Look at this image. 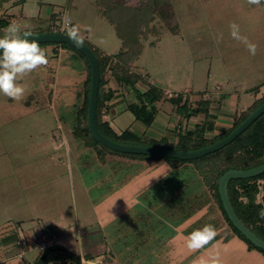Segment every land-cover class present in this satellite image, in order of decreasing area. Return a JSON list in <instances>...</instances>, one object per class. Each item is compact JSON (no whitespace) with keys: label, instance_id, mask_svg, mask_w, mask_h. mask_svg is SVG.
I'll use <instances>...</instances> for the list:
<instances>
[{"label":"rangeland","instance_id":"1","mask_svg":"<svg viewBox=\"0 0 264 264\" xmlns=\"http://www.w3.org/2000/svg\"><path fill=\"white\" fill-rule=\"evenodd\" d=\"M116 1L120 0H112V3ZM169 1L164 11L157 9L162 16L149 26L141 27L145 31L139 37L142 52L127 53L124 61L138 72L149 73L158 86L170 89L173 95L177 94L174 91L185 93L193 107L199 106L203 99H210L217 117L214 132L220 133L224 129L218 122H233L227 112L235 111L237 119L264 98V4L250 5L247 0ZM98 5V0H26L14 11L20 12L21 25L34 27L46 25L47 15L55 10L61 18L58 22L65 16L70 17L72 24L80 27L84 40L99 49V54H116L121 50L122 40L109 18L100 14ZM122 11L124 20L131 16L129 10ZM110 12L115 17L118 11L114 8ZM5 13H11V0H0V16ZM117 18L119 22L123 20L119 15ZM233 22L239 25L241 35L257 45L256 55H250L243 43L231 38L229 25ZM85 26H90L91 30L84 31ZM3 30L0 28V36ZM221 36L222 39H218ZM42 49L49 62L22 81L28 88L24 99L13 101L0 94V239L4 246L0 260L10 251L12 255L20 252L18 241L27 232L31 238L32 233L39 234L38 238L30 239L31 244L42 235L56 233L60 238L55 244L69 246L82 257L83 231L96 227L97 217L105 215L99 204L110 198L114 200L115 193L121 190H127L130 198L119 197L118 201L124 206L106 220L115 227L109 233L115 231L120 236L123 228L131 233L130 228L136 223L141 221L146 225L152 221L146 206L141 204L143 199L132 195L135 190V195L142 191L138 185L143 187L151 182L148 176L154 172H148L146 164L131 163L118 154L104 162L99 159L97 150L74 132L76 114L86 90V61L73 50L56 51L52 44ZM161 103L158 102L157 120L170 127L172 122L173 129L180 125L194 128L205 119V114L201 113L185 122L169 101ZM121 119L129 124L134 116L127 111ZM215 133L208 132L211 137ZM185 167L174 174L173 201L179 199L180 194L201 187L194 167ZM193 179L191 185L182 188L184 181ZM162 181H166V177ZM203 190L209 221L222 223L224 217L214 193ZM263 194L264 191L259 193V200ZM128 200L134 203L131 205ZM200 224L208 222L205 219ZM196 229L199 228L185 229L183 237L187 238ZM18 232L20 235L16 236ZM175 234L182 235V232ZM8 236L11 243H3ZM178 245L180 241H175L172 250L163 242L155 246L151 255V259L156 258L159 252L158 260L130 264H199L215 256L205 251L202 259L198 257L199 251L181 258ZM182 245L185 248L186 245ZM109 246L108 254L114 255L118 264H129L123 248L112 243ZM208 247L209 244L202 249ZM86 256L82 257L85 260L81 264L98 260L92 255ZM49 264L75 263L62 258ZM99 264L105 263L100 260Z\"/></svg>","mask_w":264,"mask_h":264},{"label":"trees","instance_id":"2","mask_svg":"<svg viewBox=\"0 0 264 264\" xmlns=\"http://www.w3.org/2000/svg\"><path fill=\"white\" fill-rule=\"evenodd\" d=\"M98 2L99 10L103 7V10H100V12L109 18L110 22L115 25L118 35L124 42L123 48L136 55L140 54L142 48L139 37L145 32L141 27L143 25L149 26L151 21L162 16V14H159V11H164V7H167L170 3L169 0H120L114 3H112V0H98ZM114 8L118 11L117 14L121 19L125 16L123 15L125 12H123L122 9L129 10L131 16H126L125 20L123 19L119 22L117 14L115 17H112V15L109 14ZM159 8H161V10L158 11L157 9ZM54 20H56L55 17ZM10 21L11 14H2L0 16V28H7L10 25ZM120 26L122 28H120ZM54 30L56 29L48 27L33 32V34ZM57 30L67 33L66 29L61 30L58 28ZM85 42L97 54L100 64V88L97 115L98 126L103 134L114 141L180 150L202 148L226 137L247 118L251 111L264 102V98L257 100L256 104L252 106L251 111H244L240 117L235 119L234 125L231 128L224 129L221 133L215 134L211 137L208 132L216 129L215 120L217 117L211 112L212 105L210 99H203L200 101L199 106L193 107L189 104L188 95L182 92L167 96L161 87L153 84H150L146 90H141L137 84L141 81L145 82L146 79L141 74L130 71L128 64L124 61V49L116 54H99V49H96L91 43L87 41ZM39 44L41 48L52 44L73 50L86 61L85 63L88 72L86 90L83 95L82 104L78 108L76 123L74 125V132L77 136L84 138L90 146L97 150L101 157H104L106 152H112L129 157L161 159L169 162L175 170L180 169L182 166L192 165L195 169V176L200 180L203 189H208L214 193L223 214L224 221L228 223L230 227H232V229L252 248L264 252V249L254 245L231 222L224 209L218 189L220 178L227 170L249 169L264 163V114H262L241 135L224 148L196 159L185 160L178 158H162L152 155L114 151L98 142L93 137L90 130L88 102L90 97L91 67L87 57L80 50L66 43L46 42ZM108 68L124 86L133 89L136 100L129 104L128 109L137 120L142 121L144 124L152 125L154 123L158 113L157 102L161 100L169 101L181 118L188 120L204 113V121L202 123H197L193 129L183 127L182 125L175 127L173 129L174 139L171 141L168 137H163L161 140L152 139L149 142H146L127 130L123 131L121 134L117 133L112 128L110 122L103 120L104 108L107 107L108 101H110L113 96V92L108 91L105 87L107 84L106 74ZM261 191H264V173L244 179H232L229 183L230 198L237 214L252 231L264 239V217L261 216V212H264V194L261 200L258 198ZM196 193L197 194L194 198L187 199L185 207L195 209L196 206H201V204L208 205L206 204V201L203 200L204 190L202 192L198 190ZM182 204L183 203L180 205ZM192 213L191 210L187 216ZM62 258L70 259L75 264H81L68 256L65 252L56 250L53 246L41 253L36 259L35 264H49L54 259L60 260Z\"/></svg>","mask_w":264,"mask_h":264},{"label":"crops","instance_id":"3","mask_svg":"<svg viewBox=\"0 0 264 264\" xmlns=\"http://www.w3.org/2000/svg\"><path fill=\"white\" fill-rule=\"evenodd\" d=\"M25 3H26V0H11V13H8V14H11L10 24L12 23L21 24L22 16L20 12L18 13L14 11V9L20 5H24ZM100 14L103 15L101 12ZM54 17L56 20H54ZM47 19H49V21L47 22L46 25L45 24L36 25L34 27H30V30L32 32H36L41 29H46L48 27L54 28L56 30L58 28L61 30L64 29L63 28L64 24H62L63 21H61L60 23L58 22L61 20V18L59 17V13L57 11L53 10L51 14L47 15ZM2 29H5V28H2ZM120 39L122 40L121 37ZM123 45H124V42L122 40L121 50L124 49ZM55 49L56 51H59V52H61L62 50H69V49H65L63 47L56 46V45H55ZM103 51L104 50H102V52ZM124 51H125V55L131 52L125 49ZM141 52H142V48H141ZM102 54H107V53L103 52ZM128 67L131 72L141 74L146 79L145 82L141 81L137 84L138 87L140 86L143 88L141 89L139 87L141 90H146L150 84L157 85L156 81L152 78V76L149 73L138 72L133 67H131L130 64L128 65ZM106 80H107V84L105 85V87L108 91L113 92V96L111 100L108 101L107 107L104 108L103 120L110 122L112 128L117 133L121 134L123 131L127 130V131L132 132L133 134H135L136 136H138L139 138H141L142 140L146 142H149L152 139L161 140L163 137H168L170 141L174 139L172 122L170 123L171 124V127H170V125L161 124L157 120V116L152 125H146L142 121L136 119V117L128 109L129 104H131L132 102L136 100L133 89L128 86H124L117 79V77L113 75L112 71L109 70V68L106 74ZM189 89L191 90V88ZM163 90H164L165 95L167 96L173 95V92L170 91V89L167 88ZM174 92L178 93L177 91H174ZM132 95H134L135 97L134 100L131 99ZM161 101H162L161 104L168 102L164 100H161ZM157 106H158V102H157ZM173 109H174V106H173ZM127 111H129L134 116L133 122L129 124H127L121 119V115ZM159 111H160V107L158 106V112ZM211 112L215 113L213 110V107L211 108ZM227 114L233 119V122H229V121L228 122H223V121L218 122L219 124H221V126H223L221 127L222 129H229L234 125L235 111L227 112ZM185 122H188V120L185 119ZM185 127L187 128V126ZM188 128L193 129L192 127H188ZM222 131L223 130H220V133ZM211 132L215 133L214 130ZM215 134H219V133H215ZM114 154H117V153L106 152L104 157L100 156L99 159L106 162L107 160L113 157H116V155ZM97 155L99 156L98 152H97ZM120 155L121 154H118V156ZM122 156L124 157V160L125 159L129 160L131 161V163H134V164L144 163L147 165L146 169H148V172H154V174L148 176V178L150 177L149 179H151V182H149V184L147 183V185L143 184V187H141L142 184L138 185L139 188L142 189V191H140L139 193H137V195H135L134 194L136 191L135 190L132 195L134 198H136L137 196L143 199L144 202H142L141 204L143 206H146L145 210H147L148 213L152 216L151 224L147 222L145 225L143 224V222L140 221V223L139 222L136 223L133 226V228H130L131 230H133L131 233L129 232V230L125 231V229L121 225L120 230L122 228L123 230L121 231L120 236H119V233L115 234L114 233L115 231L113 232L114 236L113 234H110L111 233L110 231L114 230L115 227H111L110 225H108L106 223V220L110 217L112 212L118 210L119 207L121 208L122 206H124L122 202L120 204L118 199L122 197H126L127 199L130 198L129 192L127 190H125L124 192L123 190H121L120 192L115 193L116 195L113 197L114 200L113 199L111 200L110 198V200H107V201L104 200L106 201L105 203L102 202L99 204L101 205V208H104L105 215L104 216L97 215L98 217L95 222L96 227L93 229H90L91 228L90 227L86 231H83L85 232L83 233L85 237H84V243L81 249L82 257L86 255H87L86 257H91L92 255L94 258L99 259V261L101 260L105 264H118L119 260L115 258L114 255L108 254V248L110 247L109 243H112L113 245H116V246L118 245L120 248H123L125 250L124 254L126 255L124 257H125L126 263L130 264L132 261H135V262L153 261L154 262V260L159 259V252L156 253V258H153L154 260L151 259V255H153L152 253L156 245L158 247V245L160 246L161 243L166 242V244L169 245L168 247L171 246L173 250V243L175 241H180V245H178L179 246L178 252L181 253V258H185L191 254L196 255L197 253H199V251H201V254H199L198 257L199 258L202 257L203 259L205 255V251H206L209 254L211 252V253H215V256H219L220 261L223 264H264V252L258 249L252 248L245 240H243L232 229V227H230L228 223H226L225 221H222V223L209 221V218L207 216L210 214L208 206L201 204V206H196L195 209L194 208L190 209L189 207H185L187 204V199L194 198L198 190L202 192L203 186H201L200 189L192 190L190 192L183 193L182 195L180 194L179 199L173 201V192H174L173 191V177L175 176L174 174H177V172L180 169H184V168L186 169L185 166H182L180 169L175 170L173 169V166L165 160L153 159V158L129 157L125 155H122ZM165 177H166V181L161 182V180H163ZM152 179L153 181L155 179L156 182L154 183ZM193 182H194V179L187 183H185L184 181L182 188L188 187ZM128 202L131 205L134 203L133 201L131 202L129 200ZM125 203H127V200H125ZM181 203L183 204L180 205ZM191 210L193 213L187 216L188 213L191 212ZM205 219L207 220L208 224L213 225L216 229L217 234L214 240L209 243V247L206 250L189 249L187 247V238L183 237L185 233L184 230L190 229V228H196V227L202 228L204 224H200V223L203 222V220ZM104 223H106L105 226L102 225ZM102 227H104L105 230ZM179 231L182 232V235L175 234V232L179 233ZM19 235H20L19 232L16 233V236H19ZM25 237L28 239V241H30V239L32 240V239L38 238L39 234L34 232V234L32 233V238H31L29 237L28 232H27L25 233ZM108 237L110 239H108ZM171 238H173L171 240L172 243H170ZM5 241L11 243V236L4 238L3 243ZM182 241L183 243H181ZM1 243H2V239H0V251H2L1 248L4 247L2 246ZM182 244L186 245L185 248H183ZM67 247L69 248V246ZM134 247L136 248L133 249ZM11 252L12 251H10L9 254H7L6 257L2 259L3 261H5V264H35L36 259L38 258L39 255H41L39 252L31 250V251H28V254L26 255L24 259H20L19 257H17L16 254L12 255ZM83 260L85 259L83 258ZM198 260H201V259H198Z\"/></svg>","mask_w":264,"mask_h":264},{"label":"water","instance_id":"4","mask_svg":"<svg viewBox=\"0 0 264 264\" xmlns=\"http://www.w3.org/2000/svg\"><path fill=\"white\" fill-rule=\"evenodd\" d=\"M37 40L39 43L54 42V43H66L78 50H80L88 59L91 67V85H90V97L88 102V119L89 126L93 137L100 142L102 145L123 153H136L152 155L164 158H178V159H196L203 157L206 154L218 151L231 142H233L239 135H241L254 121H256L262 114H264V102L255 108L246 119L242 121L232 132H230L223 139L212 143L208 146L191 149V150H180V149H169L163 147L149 146V145H138L129 144L114 141L113 139L107 137L102 133L98 126V97L100 88V64L97 54L94 50L84 41L82 46H76L68 39L67 33L59 30H54L50 32H42L33 34L29 38ZM264 173V163L252 167L249 169H229L221 176L219 181V193L225 211L228 214L229 219L235 225V227L245 235L254 245L259 248L264 249V239L258 236L254 231H252L237 214L233 203L230 198L229 183L232 179H244L249 177L258 176ZM56 250L65 252L68 256L72 257L79 263L83 262L80 255L75 253L73 250L62 244H56L53 246Z\"/></svg>","mask_w":264,"mask_h":264},{"label":"clouds","instance_id":"5","mask_svg":"<svg viewBox=\"0 0 264 264\" xmlns=\"http://www.w3.org/2000/svg\"><path fill=\"white\" fill-rule=\"evenodd\" d=\"M250 5L264 4V0H247ZM67 37L76 46H82L85 37L79 26L73 25L70 17L63 18ZM232 39L245 45L250 55H256L257 45L246 36L241 35L239 25L235 22L229 25ZM90 26H85L84 31H90ZM0 36V94L13 101L24 99L28 88L22 83L25 77L37 69L47 66L48 57L44 49L33 36L30 26L27 24L12 23L3 30ZM218 39H222V36ZM264 217V212H261ZM217 232L213 225L206 224L202 228L194 230L187 237V247L192 250L204 248L214 240ZM90 264H99V259ZM199 264H221L219 256H212L207 260H201Z\"/></svg>","mask_w":264,"mask_h":264},{"label":"built area","instance_id":"6","mask_svg":"<svg viewBox=\"0 0 264 264\" xmlns=\"http://www.w3.org/2000/svg\"><path fill=\"white\" fill-rule=\"evenodd\" d=\"M63 28H64V25H63ZM22 236L20 237V240L18 241V244H17L19 245V250H20L17 256L20 259H24L26 255L28 254V251H31V250L39 252L40 254L43 253L49 247L56 245L55 243H57V240L60 238V235L56 233H49L47 235H42L41 239H37L36 242L31 244L25 236L24 237ZM0 264H5V261L0 260Z\"/></svg>","mask_w":264,"mask_h":264}]
</instances>
